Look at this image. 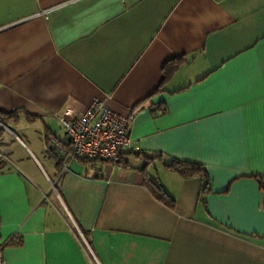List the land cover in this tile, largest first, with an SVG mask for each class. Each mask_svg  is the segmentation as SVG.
<instances>
[{"label": "crops", "instance_id": "crops-1", "mask_svg": "<svg viewBox=\"0 0 264 264\" xmlns=\"http://www.w3.org/2000/svg\"><path fill=\"white\" fill-rule=\"evenodd\" d=\"M107 95L121 163L64 165L56 113ZM0 112L41 138L0 129L5 264H264V0H0Z\"/></svg>", "mask_w": 264, "mask_h": 264}, {"label": "built area", "instance_id": "built-area-1", "mask_svg": "<svg viewBox=\"0 0 264 264\" xmlns=\"http://www.w3.org/2000/svg\"><path fill=\"white\" fill-rule=\"evenodd\" d=\"M109 98L110 95L95 97L86 104L72 99L62 112L56 113L58 124L64 129L70 143L66 157L61 159L64 165L70 158L115 163L129 146L128 117L112 110L108 105ZM0 129L12 132L2 121ZM52 144L54 148L58 147L56 142ZM82 241L89 248L85 238L82 237ZM0 264H5L1 247Z\"/></svg>", "mask_w": 264, "mask_h": 264}, {"label": "trees", "instance_id": "trees-1", "mask_svg": "<svg viewBox=\"0 0 264 264\" xmlns=\"http://www.w3.org/2000/svg\"><path fill=\"white\" fill-rule=\"evenodd\" d=\"M173 71V68H172ZM166 77V74H165ZM12 114H5L0 112V121L5 123L8 117H11ZM90 161V160H88ZM116 164L121 163V159H119ZM166 167L170 170L178 171L184 178H189L192 176H200L204 178L205 182L209 180V175L206 172V169L197 162L186 161V160H172L169 164H166ZM154 195L162 200L165 203L172 204L173 200L169 197V195L161 189L156 183H151V188ZM1 247V246H0Z\"/></svg>", "mask_w": 264, "mask_h": 264}, {"label": "rangeland", "instance_id": "rangeland-1", "mask_svg": "<svg viewBox=\"0 0 264 264\" xmlns=\"http://www.w3.org/2000/svg\"><path fill=\"white\" fill-rule=\"evenodd\" d=\"M12 129V132L4 129V132H5V137H9L11 138L13 141L14 140H17L15 137L17 135V137H21L22 139H24L25 141H27L26 137L24 134H26V132H30L32 133L34 136H36V141L38 143L41 142V138H40V135L38 134L39 130L36 129L35 127H20V125H17V126H13L11 127Z\"/></svg>", "mask_w": 264, "mask_h": 264}]
</instances>
